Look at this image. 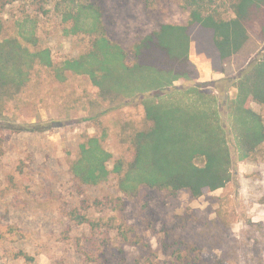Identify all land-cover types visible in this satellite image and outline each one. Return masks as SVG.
<instances>
[{"label":"rangeland","instance_id":"1","mask_svg":"<svg viewBox=\"0 0 264 264\" xmlns=\"http://www.w3.org/2000/svg\"><path fill=\"white\" fill-rule=\"evenodd\" d=\"M35 2L16 0L1 16L11 25L22 13L32 14L41 44L55 62L76 57L78 40L63 35L51 5H44L47 14L37 15ZM107 5L110 37L125 49L162 24L188 20L178 0H107ZM263 48V40L251 37L227 62L224 74L214 73L209 62L191 54V62L208 63L209 69L201 67L199 73L196 68L198 78L190 85L213 89L217 80L236 77ZM217 98L223 104L224 95ZM252 108L264 121V107ZM8 109L0 119V264H96L90 259L99 264H178L172 257L178 239L199 246L203 264H264V146L245 161L230 146L232 180L207 196L141 190L126 199L116 191L113 177L99 187L79 186L69 165L82 142L103 133L113 159L123 153L122 126H140V106L112 108L99 103L86 78L69 76L58 83L48 70L38 68ZM116 198L124 202L122 208L106 204ZM72 212L94 225H78ZM19 253L33 261L26 262Z\"/></svg>","mask_w":264,"mask_h":264},{"label":"trees","instance_id":"2","mask_svg":"<svg viewBox=\"0 0 264 264\" xmlns=\"http://www.w3.org/2000/svg\"><path fill=\"white\" fill-rule=\"evenodd\" d=\"M15 1L0 0L1 120L38 68L48 70L58 83L69 76L86 78L97 90L99 103L142 108L139 127L122 126L120 140L126 147L115 159L105 148L104 133L78 146L69 174L79 186L99 187L113 177L116 191L126 199L141 190L171 197L184 191L201 198L231 182L230 146L239 161L261 152L264 121L252 105L264 107V48L236 77L217 80L213 89L190 85L198 78L190 55L224 74L227 62L251 37L264 41V0H178L188 12L187 22L162 24L129 49L110 37L107 0H36L37 15L47 14L44 5H51L63 35L79 42V54L60 62L41 44L35 16L22 13L11 25L5 23L3 9ZM215 91L224 95L223 104ZM3 142L0 136V156ZM8 179L15 188L14 177ZM113 202L106 204L124 205L121 198ZM70 216L78 225H94L77 212ZM172 246L178 264H203L199 246L182 239ZM18 256L33 261L24 253Z\"/></svg>","mask_w":264,"mask_h":264},{"label":"crops","instance_id":"3","mask_svg":"<svg viewBox=\"0 0 264 264\" xmlns=\"http://www.w3.org/2000/svg\"><path fill=\"white\" fill-rule=\"evenodd\" d=\"M196 68L198 69L199 73H200V68L201 67H204V69L208 70L209 69V64L208 63H195V62H192Z\"/></svg>","mask_w":264,"mask_h":264}]
</instances>
